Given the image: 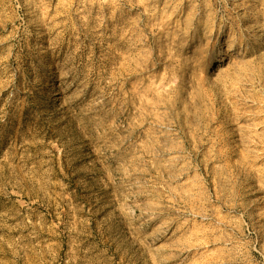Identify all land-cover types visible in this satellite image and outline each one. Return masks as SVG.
Masks as SVG:
<instances>
[{"label":"rangeland","instance_id":"obj_1","mask_svg":"<svg viewBox=\"0 0 264 264\" xmlns=\"http://www.w3.org/2000/svg\"><path fill=\"white\" fill-rule=\"evenodd\" d=\"M0 264H264V0H0Z\"/></svg>","mask_w":264,"mask_h":264}]
</instances>
